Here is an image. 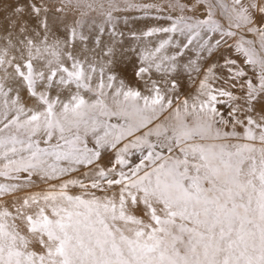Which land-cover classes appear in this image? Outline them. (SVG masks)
<instances>
[{
    "label": "snow or ice",
    "instance_id": "6c2138e0",
    "mask_svg": "<svg viewBox=\"0 0 264 264\" xmlns=\"http://www.w3.org/2000/svg\"><path fill=\"white\" fill-rule=\"evenodd\" d=\"M0 13V264H264V0Z\"/></svg>",
    "mask_w": 264,
    "mask_h": 264
},
{
    "label": "bare ground",
    "instance_id": "6f19581e",
    "mask_svg": "<svg viewBox=\"0 0 264 264\" xmlns=\"http://www.w3.org/2000/svg\"><path fill=\"white\" fill-rule=\"evenodd\" d=\"M10 2H11V0H0V8H3L4 6H6L7 3H10ZM0 14H2V13H0ZM135 27L142 28L143 25L137 24V25H135Z\"/></svg>",
    "mask_w": 264,
    "mask_h": 264
},
{
    "label": "rangeland",
    "instance_id": "374dc122",
    "mask_svg": "<svg viewBox=\"0 0 264 264\" xmlns=\"http://www.w3.org/2000/svg\"><path fill=\"white\" fill-rule=\"evenodd\" d=\"M54 2H57V0H54Z\"/></svg>",
    "mask_w": 264,
    "mask_h": 264
}]
</instances>
